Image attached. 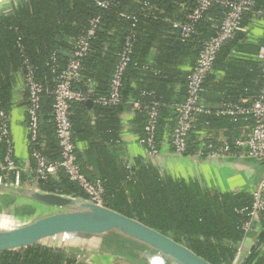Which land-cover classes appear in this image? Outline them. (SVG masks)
Listing matches in <instances>:
<instances>
[{
    "label": "trees",
    "instance_id": "obj_1",
    "mask_svg": "<svg viewBox=\"0 0 264 264\" xmlns=\"http://www.w3.org/2000/svg\"><path fill=\"white\" fill-rule=\"evenodd\" d=\"M183 1L111 0L107 8L98 7L95 0H25L17 3L11 12L0 14V108L7 113L5 100L12 75L17 72L24 75L25 66L30 65L34 78L44 87L40 109L44 140L38 137L36 148L48 161H58L59 148L51 122V91L55 85V76L50 69L51 55L56 53L57 62L61 67L64 66L65 57L62 54L69 49L68 39L82 34L90 19L96 16L100 18L98 30L91 41V51L81 61L83 80L77 85L84 93L90 91L92 100H95L108 93L117 56L127 35L135 32L130 63L123 76L121 104L117 107H102L93 102L88 107L84 102L71 106L70 122L80 170L88 180L102 182L105 207L168 235L210 264H230L241 239L240 228L247 219L246 214L240 211L250 206V194L219 193L204 188L197 179H172L141 159L129 162L132 167L127 170L126 161L122 162L120 155L111 148L118 140V116L129 102L140 104L137 114L143 121V134L145 107L152 102L160 105L157 140L165 124L169 127L167 130L174 127V122L167 124L173 117L169 114L164 117L162 113L166 105L165 83L177 80L185 84L184 101L187 75L178 73L173 76L166 72L167 69H157L140 59L159 30L171 31V25L164 18L175 13L178 19L184 21L183 13L181 17L176 13L177 3ZM256 3V8L264 7V0H256ZM145 4L148 6L145 7ZM223 11L219 5L208 11L196 25L197 33L187 42L180 41L179 37L176 40L170 35L158 36H163L164 44H172L175 53L189 55L195 62L201 44L215 33L212 24L221 21ZM244 36L239 33L217 55L215 65L225 68V81L237 84L225 88L230 94L224 100L236 101L241 95L256 94L261 85L259 65L256 67V64H252L251 69L250 63L226 62L231 48ZM164 59V65L171 66L172 58L165 54ZM179 62V59L175 60V63ZM247 65L250 71L245 69ZM169 70H172L171 67ZM256 77L257 85L254 84ZM138 78L155 81L161 86L157 89L132 87L131 80ZM87 80L96 84V87L90 89ZM88 111L96 118L93 125L89 124ZM204 116H201V120L208 124L223 118ZM193 133L194 129L189 135V144L195 139ZM189 144L188 152L192 149L196 151V143ZM4 153L5 146L0 144L2 158ZM36 188L43 192L86 198L81 189L62 172L37 181ZM32 210L31 206H19L14 212ZM260 245H264V228L259 233L257 246L251 248L242 264H264ZM69 252L66 249L34 245L0 253V264H80Z\"/></svg>",
    "mask_w": 264,
    "mask_h": 264
},
{
    "label": "built area",
    "instance_id": "obj_2",
    "mask_svg": "<svg viewBox=\"0 0 264 264\" xmlns=\"http://www.w3.org/2000/svg\"><path fill=\"white\" fill-rule=\"evenodd\" d=\"M110 1L95 0V3L100 8H107ZM177 4L182 9L184 17L183 22L175 25L182 42L189 41L197 33L196 25L215 5L223 7L224 11L221 21L212 24L215 33L201 44L195 62L187 74L184 101L170 109L174 127L167 132L164 142L174 155L183 156L188 154V139L194 128L196 116L215 115L226 117L232 122L246 118L250 122V132L246 137L234 142L224 141L220 144L206 137H199L195 142V157L200 159H248L264 163V42L258 47L256 54L261 72V85L254 97L239 98L236 101L223 99L213 110L202 104L203 95L206 93V81L214 70L220 49L234 40L239 33L247 34L253 26L264 24V7L256 8V0H184ZM147 6L145 4V7ZM99 22L98 16L90 19L88 27L82 34L68 39L69 49L62 54L65 57L64 66L61 67L57 62L56 53L50 57V69L55 76V85L51 91L52 122L59 148V160L55 162L48 161L36 148L44 87L34 78L32 67L25 66L23 78L27 92L26 130L29 160L20 161L15 158L10 130L11 118L6 111L0 108V144L5 146V153L0 163V184L35 189L37 181L62 172L69 181L81 189L86 200L94 205L105 207L102 182L88 180L80 170L70 122L71 106L86 103L91 96L90 91L84 93L78 89L77 85L83 80L81 61L91 51V41L96 35ZM135 38V32H130L125 38L110 77L109 91L106 95L95 98L93 100L95 104L102 107H117L121 104L123 76L130 63ZM90 83L92 82H89V85ZM134 108L139 110L140 104L135 102ZM159 109L158 102H152L145 107L144 163L159 157L160 154L162 144L157 140ZM125 167L129 170L132 166L129 162H125ZM248 193L252 199L251 204L240 211L246 214L247 219L240 228L241 239L236 255L230 264L243 263L246 256L242 254V247L255 231V222L260 217L264 220V181L253 186Z\"/></svg>",
    "mask_w": 264,
    "mask_h": 264
},
{
    "label": "crops",
    "instance_id": "obj_3",
    "mask_svg": "<svg viewBox=\"0 0 264 264\" xmlns=\"http://www.w3.org/2000/svg\"><path fill=\"white\" fill-rule=\"evenodd\" d=\"M2 1V2H1ZM16 1V2H15ZM25 0H0V14H6L11 12L14 5ZM180 3V2H179ZM178 11L176 12L178 16H182V9L180 6H176ZM162 14L163 12H157ZM158 14V15H159ZM164 21L171 25V31L164 32V30H159L158 33L154 35V39L149 44V48L145 50L142 54L140 60L142 62L153 64L155 68H164L167 69L166 72L171 75H177L178 73H187L193 66L194 60L189 55H180L175 53L173 50L172 44H164L162 41L163 36L159 37L158 35H167L174 37L176 40L179 37L178 29L175 26L182 21L174 15L164 18ZM264 42V24L255 25L250 30L249 33L245 34L243 38L238 40V43L231 48L226 62H237L242 64H256L258 66V60L256 58L258 47ZM194 50V47L192 48ZM165 54L169 55L172 60L170 61L171 66L164 65L165 63ZM159 56V57H158ZM179 59V63H175V60ZM242 65V66H245ZM171 67L172 70H169ZM259 67V66H258ZM145 68H143L144 70ZM246 70L249 69L247 65ZM144 72V71H143ZM258 77V76H257ZM257 77L254 81V84L257 85ZM175 79V78H174ZM226 71L224 67L220 65H215L213 72L210 74L209 78L206 81V93L203 95L202 104L213 110L215 109L221 100L229 98L227 89L237 86L235 82H226ZM186 80V79H185ZM229 83V84H227ZM223 84V85H222ZM91 85V86H90ZM90 88H95L96 84L90 83ZM164 88V100L166 99V105L164 110H162L163 116L167 114L171 115L170 109L176 104L183 101L185 95V84H181L177 80H174L172 83H165ZM132 87H145L147 89H157L159 84H156L155 81L149 79H132ZM229 86V87H228ZM8 95L6 96V108L7 113L10 115L11 124V139L13 142L14 156L17 160L27 161L29 160V147H28V134L26 130V101H27V92L24 85V78L20 72L14 73L10 81L9 87L7 89ZM246 94V92L244 93ZM90 97L92 100V94L90 92ZM253 95H241L242 99H251ZM93 103V100H92ZM131 105L128 109L127 105ZM124 112L119 114V132L118 140L115 141L114 145H111V148L120 155L122 162H131L135 159H141L145 157V142L143 132V121L139 118L137 114V109L134 108V103L129 102ZM41 112V111H40ZM89 112V111H88ZM168 112V113H167ZM168 115V116H169ZM172 116V115H171ZM201 116H196L194 121V141L190 144H195L196 140L199 137H206L212 142L220 144L224 141L234 142L240 138L246 137L250 132V122L248 119L244 118L238 122H232L226 117L219 118L218 121H212L211 123H206L204 120H201ZM39 139L43 138V125L41 122V116L39 113ZM89 124L93 125L95 121V116L92 112L88 113ZM52 122V121H51ZM168 125L173 123V118L168 120ZM53 126V122H52ZM54 127V126H53ZM167 125H164L163 132L160 134L159 142H161V150L159 157L149 160L146 163L153 164L156 166L164 176L170 177L172 179L179 180H189L197 179L202 182L204 188L211 189L215 192L224 193H248L253 186L264 181V163L252 161L248 159H200L195 157V150H191L188 154L183 156H176L172 153L170 147L166 145L164 139L167 135ZM141 131V132H140ZM53 128V133H54ZM55 135V134H54ZM98 140V137H96ZM44 140V138H43ZM42 142V140H41ZM164 142V143H163ZM86 144V143H85ZM189 144V146H190ZM42 145L43 142H42ZM2 156L0 154V163ZM9 186V185H7ZM12 190H17L19 188L9 186ZM24 190H29L28 188H21ZM35 189L36 186H35ZM39 190V189H38ZM249 194V193H248ZM72 197V196H71ZM80 198V197H79ZM85 199V198H83ZM19 206H31L32 211L26 218L36 217L40 212L51 211L49 208L41 207L29 203L26 199L19 197L14 193H0V214L12 215L9 217H15L14 209ZM264 228L263 217H260L255 222V231L249 236L246 243L242 247V254L249 256L250 250L252 247L257 246L259 233ZM70 238V239H69ZM73 237L61 236L59 238H54L50 240V243L53 247H45L50 249H65V245L70 248L69 254L73 256L80 264H116L114 261L120 260L111 257L110 259L107 256V253L101 252L102 250L95 249L90 240H93V237H88L85 241H78L77 245L76 240L72 239ZM97 238L95 237L94 240ZM42 246V245H38ZM124 246L126 250L135 257L145 258L157 264H174L172 261H167L160 254L153 252L147 246L137 241H124ZM259 248V247H258ZM77 251V255L80 258H76L71 251ZM261 255L264 254V245H260ZM100 252V253H99ZM101 256L99 257L98 256ZM115 259V260H114ZM123 263V262H122ZM128 264H134L132 261L127 262ZM137 264V263H136Z\"/></svg>",
    "mask_w": 264,
    "mask_h": 264
},
{
    "label": "water",
    "instance_id": "obj_4",
    "mask_svg": "<svg viewBox=\"0 0 264 264\" xmlns=\"http://www.w3.org/2000/svg\"><path fill=\"white\" fill-rule=\"evenodd\" d=\"M91 104L90 97L86 101V105L90 107ZM130 107L131 105L128 104L127 108ZM18 190H12L9 186L0 184V193L17 194L29 203L49 208L51 211L40 212L33 218L24 217L22 224L18 223L17 226L10 229L0 230V253L16 251L34 245L53 247L50 243L51 239L66 235L72 236V239L76 241L88 237H93V240L95 237L100 240L105 239L99 244H105L110 249L116 244L126 250L124 241L133 242L136 240L153 252L160 254L167 261L173 260L177 264H210L168 235L107 207L94 205L83 198L43 192L38 189L24 190L19 188ZM117 232L125 235L126 239L115 240L117 239ZM85 234L89 236L82 237ZM91 243L93 245V242ZM145 261L148 264L154 263L147 259Z\"/></svg>",
    "mask_w": 264,
    "mask_h": 264
},
{
    "label": "rangeland",
    "instance_id": "obj_5",
    "mask_svg": "<svg viewBox=\"0 0 264 264\" xmlns=\"http://www.w3.org/2000/svg\"><path fill=\"white\" fill-rule=\"evenodd\" d=\"M16 2V1H15ZM259 25H261V24H259ZM30 213V211H28V212H23V213H15V217L14 218H16L17 219V223H16V225L15 226H17L18 225V223L20 222V224H22V218L21 217H23V216H27L28 214ZM0 215H4V214H0ZM87 235V236H86ZM117 239H115V240H119L120 239V241H122V239L124 240V239H126V236L125 235H123V234H121V233H118L117 232ZM89 235L88 234H85V235H83L82 237H88ZM79 237V236H78ZM84 239V238H83ZM85 239H87V238H85ZM85 239L83 240V241H85ZM102 240H105V239H102ZM102 240H100V239H97V241H95V240H93V241H91V242H93V246H94V248L95 249H100V250H102L101 252H103V253H107V256H108V258L110 259L111 257L113 258V257H115V259H120V260H117V261H114L116 264H128L127 262H129V261H132L134 264H148L147 263V261H145V259H143V258H141V257H135V256H132V255H130L125 249H123V247L122 246H119V245H116V244H114L112 247H111V249L109 248V247H107L105 244H103V245H100L99 244V242L100 241H102ZM107 240V239H106ZM111 240H114V239H111ZM77 242V245L75 246L76 248H77V246H78V240L76 241ZM86 242V241H85ZM108 244V243H107ZM109 246V245H108ZM65 249H67V251H69L70 250V248H68V246L67 245H65ZM78 251V250H77ZM77 251H71V253L73 252V255H74V257H75V259L76 258H80V256L79 255H77ZM100 253V252H99ZM98 256H99V254H98ZM99 257H101V256H99ZM102 258V257H101ZM114 259V260H115ZM123 262V263H122ZM154 264V263H153Z\"/></svg>",
    "mask_w": 264,
    "mask_h": 264
},
{
    "label": "bare ground",
    "instance_id": "obj_6",
    "mask_svg": "<svg viewBox=\"0 0 264 264\" xmlns=\"http://www.w3.org/2000/svg\"><path fill=\"white\" fill-rule=\"evenodd\" d=\"M17 222H18L17 219L14 218V217H8V216H5V215H0V230L3 231V230L10 229V228L14 227ZM139 243H141V242H139ZM170 261H172L174 264H177L173 260H170Z\"/></svg>",
    "mask_w": 264,
    "mask_h": 264
}]
</instances>
